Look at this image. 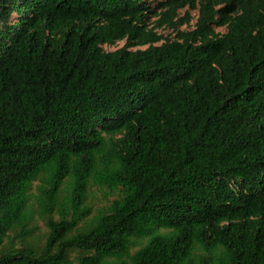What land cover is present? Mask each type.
Returning a JSON list of instances; mask_svg holds the SVG:
<instances>
[{
    "label": "trees",
    "instance_id": "16d2710c",
    "mask_svg": "<svg viewBox=\"0 0 264 264\" xmlns=\"http://www.w3.org/2000/svg\"><path fill=\"white\" fill-rule=\"evenodd\" d=\"M74 260L264 264V0H0V264Z\"/></svg>",
    "mask_w": 264,
    "mask_h": 264
},
{
    "label": "rangeland",
    "instance_id": "374dc122",
    "mask_svg": "<svg viewBox=\"0 0 264 264\" xmlns=\"http://www.w3.org/2000/svg\"><path fill=\"white\" fill-rule=\"evenodd\" d=\"M189 12L190 15L193 16V20L191 21V25H183L181 26L182 29H189V28H193L194 23L196 21L197 15H198V9H190L189 7H185L183 9L180 10V16H184L186 14V12ZM217 30L224 32L226 29L225 28H217ZM160 32L165 34V35H169V36H173V31L169 28H162L160 29ZM125 45V41H119L118 43H116L115 45H104V48L106 50H115L117 48H120L122 46ZM89 201L92 203L93 209L97 210V208L101 207L102 205L107 203V199L104 198L103 192L100 191L98 188H93L91 195L89 197ZM40 230L44 231L45 230V226L43 224H41L40 226ZM138 247H136L135 249H137ZM71 264H78V262L76 260H74Z\"/></svg>",
    "mask_w": 264,
    "mask_h": 264
}]
</instances>
